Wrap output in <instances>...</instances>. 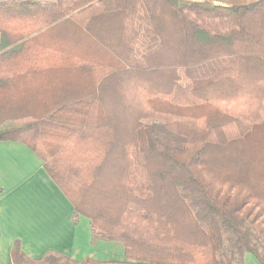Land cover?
<instances>
[{"label": "trees", "instance_id": "1", "mask_svg": "<svg viewBox=\"0 0 264 264\" xmlns=\"http://www.w3.org/2000/svg\"><path fill=\"white\" fill-rule=\"evenodd\" d=\"M0 35V143L43 161L93 244L264 264V0H0ZM11 264L119 263L16 243Z\"/></svg>", "mask_w": 264, "mask_h": 264}, {"label": "crops", "instance_id": "2", "mask_svg": "<svg viewBox=\"0 0 264 264\" xmlns=\"http://www.w3.org/2000/svg\"><path fill=\"white\" fill-rule=\"evenodd\" d=\"M186 1L234 6L259 0ZM74 212L72 203L45 171L43 161L28 146L0 143V264H11L16 243L29 259L56 253L78 262L90 258L100 263L133 264L126 259L122 243L100 240L93 244L90 220L80 215L74 223ZM243 264L261 263L247 253Z\"/></svg>", "mask_w": 264, "mask_h": 264}, {"label": "rangeland", "instance_id": "3", "mask_svg": "<svg viewBox=\"0 0 264 264\" xmlns=\"http://www.w3.org/2000/svg\"><path fill=\"white\" fill-rule=\"evenodd\" d=\"M151 126L156 129L158 131V133L164 135V136H167L169 138H173L172 135H169V133H167L164 129V127L158 123H152Z\"/></svg>", "mask_w": 264, "mask_h": 264}]
</instances>
